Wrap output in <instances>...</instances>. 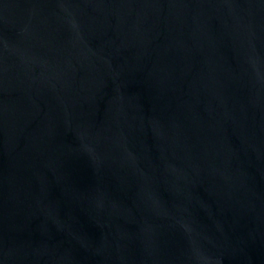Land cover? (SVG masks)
Wrapping results in <instances>:
<instances>
[{
    "label": "water",
    "instance_id": "95a60500",
    "mask_svg": "<svg viewBox=\"0 0 264 264\" xmlns=\"http://www.w3.org/2000/svg\"><path fill=\"white\" fill-rule=\"evenodd\" d=\"M0 264H264V0H0Z\"/></svg>",
    "mask_w": 264,
    "mask_h": 264
}]
</instances>
